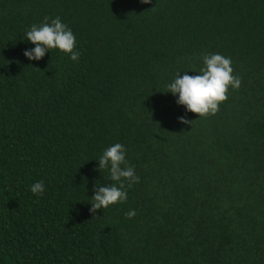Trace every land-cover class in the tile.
Here are the masks:
<instances>
[{
    "label": "trees",
    "instance_id": "trees-1",
    "mask_svg": "<svg viewBox=\"0 0 264 264\" xmlns=\"http://www.w3.org/2000/svg\"><path fill=\"white\" fill-rule=\"evenodd\" d=\"M57 16L78 61H29ZM202 53L241 83L199 117L166 85ZM117 142L139 183L93 216ZM0 264H264V0H0Z\"/></svg>",
    "mask_w": 264,
    "mask_h": 264
},
{
    "label": "clouds",
    "instance_id": "clouds-1",
    "mask_svg": "<svg viewBox=\"0 0 264 264\" xmlns=\"http://www.w3.org/2000/svg\"><path fill=\"white\" fill-rule=\"evenodd\" d=\"M142 3H150V0H142ZM50 21V22H49ZM23 39L34 45L26 48L24 56L29 61H40L51 50H58L68 55L76 62L81 53L76 48V36L72 29L65 24L59 16L45 18L40 24H33L23 34ZM202 67L189 75V71L175 73L172 80L166 85L167 93H170L179 106H183L188 113H196L201 116L214 114L221 102L227 99L229 88L240 87L239 77L233 75L232 61L220 53H202ZM181 124H189L185 116L177 118ZM127 149L123 143H114L105 148L97 161V170L101 173L107 170L113 183L95 184L93 188L92 202L89 212L95 216L97 210L107 209L110 205L123 203L128 199V188L139 183L134 166L126 159ZM30 192L40 197L46 191L43 180H38L30 185ZM127 218L136 215L134 209L126 214Z\"/></svg>",
    "mask_w": 264,
    "mask_h": 264
}]
</instances>
